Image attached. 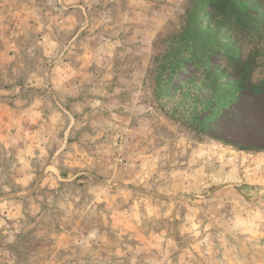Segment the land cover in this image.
<instances>
[{
    "label": "rangeland",
    "instance_id": "rangeland-1",
    "mask_svg": "<svg viewBox=\"0 0 264 264\" xmlns=\"http://www.w3.org/2000/svg\"><path fill=\"white\" fill-rule=\"evenodd\" d=\"M215 11L0 0V264H264V21L214 36L223 105L167 67Z\"/></svg>",
    "mask_w": 264,
    "mask_h": 264
},
{
    "label": "trees",
    "instance_id": "trees-1",
    "mask_svg": "<svg viewBox=\"0 0 264 264\" xmlns=\"http://www.w3.org/2000/svg\"><path fill=\"white\" fill-rule=\"evenodd\" d=\"M199 1L202 3V0ZM203 2L213 3V5L216 7L214 16V21L216 19V24H214V26L211 28H207L206 24L201 25L200 29L195 32L197 33L196 38H193L195 40L193 42L195 51L191 52L190 58L186 57L183 59L182 56H179L181 55L179 53H181L183 49L182 47L176 45L175 52L169 57L170 60L167 64V67L171 69V74H173L177 70L178 64L181 62L185 63L193 59L194 63L192 65L199 70V75L194 77V79L189 80L188 83H194L196 80H200L201 82L209 80V85L213 87V92L215 94V104L219 106L226 103V100L231 97L225 94L224 90L238 89L240 82L236 81L231 85H216L217 82H219L218 80H220L219 76L222 74V72L219 71V69H214V67L209 68L206 66L209 61V56L215 51H218V47L213 45L215 43L214 36L218 37L219 33L224 32L225 29L228 30L227 32L230 34V32L232 33L233 29L235 28L238 30L247 31L251 24L258 27L259 24L264 21V0H203ZM253 8L258 11L257 15L250 14L249 11ZM209 32L211 33L209 34ZM220 42V45H222L223 41L220 40ZM185 44L183 43V45ZM190 46L191 44L187 43L186 48L190 49ZM212 46H214V48H212ZM227 56L232 59L235 58L232 57V55Z\"/></svg>",
    "mask_w": 264,
    "mask_h": 264
},
{
    "label": "snow or ice",
    "instance_id": "snow-or-ice-1",
    "mask_svg": "<svg viewBox=\"0 0 264 264\" xmlns=\"http://www.w3.org/2000/svg\"><path fill=\"white\" fill-rule=\"evenodd\" d=\"M171 103L175 106L176 110H179L180 108H187L190 104V100L188 97L181 94L180 96L173 97Z\"/></svg>",
    "mask_w": 264,
    "mask_h": 264
},
{
    "label": "clouds",
    "instance_id": "clouds-1",
    "mask_svg": "<svg viewBox=\"0 0 264 264\" xmlns=\"http://www.w3.org/2000/svg\"><path fill=\"white\" fill-rule=\"evenodd\" d=\"M253 82H255V76H254V78H253Z\"/></svg>",
    "mask_w": 264,
    "mask_h": 264
}]
</instances>
